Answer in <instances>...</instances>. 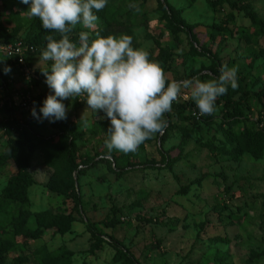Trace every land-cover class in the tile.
<instances>
[{"label":"rangeland","instance_id":"1","mask_svg":"<svg viewBox=\"0 0 264 264\" xmlns=\"http://www.w3.org/2000/svg\"><path fill=\"white\" fill-rule=\"evenodd\" d=\"M129 4L138 5L141 12ZM29 7L21 0H0V26L6 32L15 30L23 45L42 28L38 18L27 14ZM142 13L143 25L128 27L127 16ZM95 14L101 36H131L133 47L146 49L170 80L217 78L212 59L220 66H235L238 86L229 87L227 93L240 104L242 116L230 120L224 116L222 96L217 98V111L203 116L205 121L199 118L182 124L172 107L165 118L163 145L155 136L134 153H108L104 141L110 123L102 118L104 113L87 110L79 97L63 100L66 120L79 123L83 133L78 160H87L79 167L81 176H71L81 204L77 214L71 191L57 195L53 191L70 183L67 169L53 168L44 152L42 142L55 132L45 120L38 122L31 111L13 105L29 95L39 114L44 99L52 94L41 72L51 62L42 61L41 54L27 57L32 76L26 79L0 56V74L8 85V90L0 85V155L20 135L4 110L9 101L22 134L34 143L26 157L0 166V194L21 171L35 183L23 225L36 231V215L62 218L58 225L40 229L35 239L0 228V240L11 245L4 253L5 264H49L50 259H57L55 264H122L116 262V251L122 248L138 264H264L260 255L264 250V143L255 155L256 140L243 134L246 130L263 133L259 119L264 120V0H108L104 14ZM111 16L116 24L109 22ZM76 29L84 30L79 25ZM161 51L172 60L160 61ZM5 67L11 69L7 74ZM244 93L249 94L246 101L241 98ZM187 103H193L192 109L198 112L191 99ZM192 126L198 132L176 131ZM167 154L178 159L170 169L161 164ZM5 219L6 214L0 213V225ZM85 223L121 247L104 238L90 254L94 241Z\"/></svg>","mask_w":264,"mask_h":264},{"label":"clouds","instance_id":"2","mask_svg":"<svg viewBox=\"0 0 264 264\" xmlns=\"http://www.w3.org/2000/svg\"><path fill=\"white\" fill-rule=\"evenodd\" d=\"M21 2L30 5L27 14L38 18L45 31L60 37H44L47 43L40 58L51 63L41 72L52 94L44 99L39 114L35 106L31 109L32 117L38 122L66 120L62 101L84 97L87 110L103 112L102 118L110 123L104 141L108 153H134L145 141L162 135L167 127L165 116L181 96L194 102L200 116L212 115L217 98L238 86L235 66L221 65L219 76L207 81L199 77L170 80L146 49L133 47L131 36H101L95 12L103 10L108 0ZM128 7L139 11L136 4ZM78 25L84 30L78 33L77 45L69 34ZM10 71L4 68L5 74Z\"/></svg>","mask_w":264,"mask_h":264},{"label":"trees","instance_id":"3","mask_svg":"<svg viewBox=\"0 0 264 264\" xmlns=\"http://www.w3.org/2000/svg\"><path fill=\"white\" fill-rule=\"evenodd\" d=\"M142 9L139 8L138 12H141ZM100 15L104 14V9L96 12ZM163 13H166L165 10H163ZM109 22L116 24L114 21V17H109ZM172 25L174 27H177L174 20H170ZM127 25L128 27H140L144 23L143 19V13L142 15H134L130 17V14L127 16ZM81 30L74 29L72 33L69 34L70 40L73 43H76L78 45L79 43V37L78 33ZM47 35H53L56 39H59V35L56 33H51L45 31L43 28H40L38 33L31 36L30 38H27L25 40V46L27 47V53L26 57L35 56L36 54H41L42 50L46 47L47 41L44 39ZM93 37V36H92ZM247 38V36H244ZM20 41L17 39V32L15 30H12L10 32H6L1 26H0V45H7V44H16ZM32 49L33 52H30L29 50ZM253 56H251L252 58ZM250 58V57H249ZM27 60V58H26ZM159 60L163 63L170 62L172 60V57L164 51L160 52ZM252 60V59H251ZM13 63L12 61H10ZM214 67V72L216 74V77L219 76V68L220 65L216 63L214 59L211 60ZM28 63V61H27ZM14 64V63H13ZM29 66V64H28ZM229 66V65H228ZM232 67V66H229ZM0 85H3L6 87L5 90H8L7 81L2 78V75L0 74ZM242 99L245 101L249 99V94L244 93L242 94ZM80 99V97H79ZM80 100H84L80 99ZM223 105L221 107V111L224 112V116H226L229 120L233 117H240L242 116V108L240 104L235 103L233 101V96L231 94H225L222 96ZM83 103L86 104L85 101ZM217 108L219 107V101H216ZM172 107L175 109V115L178 117V122L185 124L188 123L189 120H195L194 117H192L191 112L194 107L193 103H183V104H175L172 105ZM263 115H264V104L261 106ZM16 108V107H15ZM15 108L11 106V102L9 101V104H4V110L6 113L10 115V123L14 127L17 133H20L18 141L15 142H9L5 147L3 153L0 155V166H4L7 162L15 160L17 157H26L27 156V148L31 149L33 141L30 140L27 136H24L21 131V127L17 125V122L14 117ZM195 111V109H194ZM197 112V111H195ZM198 113V112H197ZM166 119L169 117L165 116ZM201 121H205L203 119V116H199ZM228 120V121H229ZM46 123H48L49 127L55 132V135L50 138L49 140H45L42 142V145L44 147V152L47 154L48 158L51 160V166L55 168L56 170H59L60 167H64L67 169V176L70 181L69 185L63 189H56L53 190L55 192V195L59 193H68L71 191L73 193L74 199V208L77 214H80L81 212V204H80V198L78 195L74 193V185L75 181L71 179V176L75 173L76 177L81 176L82 170H79V167L85 166L87 163L86 159L78 160V142L82 139L83 133L80 132V124L69 122L67 120L62 121H56L54 123H50L48 120H45ZM227 122V121H226ZM259 122L262 124V132L260 134L252 133L249 130H246L243 134H245L247 137L253 138L256 140V147H254V154L259 155L260 150L263 149L262 144L264 143V120L259 119ZM171 130V127L170 129ZM175 130V128H172V132ZM177 132L182 133L183 135H187L191 132H198V130L192 126L185 129H177ZM158 144L163 145L166 139V133H163L162 137H158V134L156 135ZM210 152H214V149L212 147H209ZM216 153V151H215ZM178 159H173L170 157V155H166L162 161L161 164L164 168L170 169ZM114 164L117 166V160L114 159ZM151 168L154 169V165L151 166ZM264 181V178L261 179ZM35 185V183L28 177L26 173H23L19 171L14 177H11L6 187L1 191L0 194V213L6 214V219L3 222V224L0 225V228H11V230L14 231L16 235H22L25 239H35L40 237V229L42 228H49L51 226L58 225L62 218L59 216H53L51 214H40L36 215L34 218V222L36 224L37 230L31 231L29 230L25 225V219L27 218L29 212L27 211V207L29 205V192L30 189ZM182 193H186V190H182ZM150 222V221H149ZM86 231L90 234V239L93 244L90 246V254H94V251L98 250L103 242L101 241L104 238H107L109 243H112L116 247H121V244L117 241H114L112 237H101L94 229L93 226H90L88 223H85ZM101 239H100V238ZM11 245L5 241L0 240V264H5L6 258L4 253L7 251V249H10ZM116 254L118 256V259H116V262L122 261V264H138L137 261L133 258L131 253L126 249H119L116 251ZM264 257V250L260 254ZM57 259H50L49 264H55L57 263ZM63 264H67V261L63 262Z\"/></svg>","mask_w":264,"mask_h":264},{"label":"built area","instance_id":"4","mask_svg":"<svg viewBox=\"0 0 264 264\" xmlns=\"http://www.w3.org/2000/svg\"><path fill=\"white\" fill-rule=\"evenodd\" d=\"M27 51V47L20 42L16 44L0 45V56L7 59L8 61H12L14 65L20 70L22 75L26 79H29L32 76V73L26 60ZM29 51L33 52L32 49H30ZM80 98L83 99L84 97ZM17 102L18 103H13L16 108H19L21 111H31L33 101L29 95L23 97ZM187 102L188 100L183 99V96H181V98L178 99V101L174 102V104H183ZM190 112L192 117L197 120L199 119L200 115L197 112H195L194 110Z\"/></svg>","mask_w":264,"mask_h":264}]
</instances>
